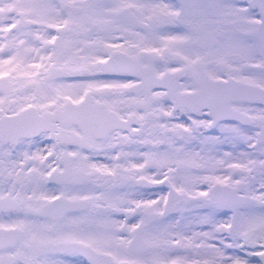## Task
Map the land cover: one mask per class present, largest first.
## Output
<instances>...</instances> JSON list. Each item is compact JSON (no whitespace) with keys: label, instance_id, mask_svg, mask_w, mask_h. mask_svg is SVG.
I'll use <instances>...</instances> for the list:
<instances>
[{"label":"snow or ice","instance_id":"snow-or-ice-1","mask_svg":"<svg viewBox=\"0 0 264 264\" xmlns=\"http://www.w3.org/2000/svg\"><path fill=\"white\" fill-rule=\"evenodd\" d=\"M0 264H264V0H0Z\"/></svg>","mask_w":264,"mask_h":264}]
</instances>
